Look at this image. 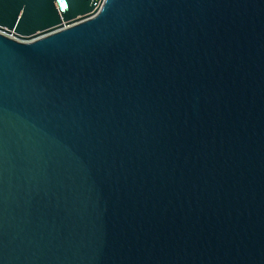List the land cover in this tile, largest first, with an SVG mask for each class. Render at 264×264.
Here are the masks:
<instances>
[{
  "label": "water",
  "instance_id": "95a60500",
  "mask_svg": "<svg viewBox=\"0 0 264 264\" xmlns=\"http://www.w3.org/2000/svg\"><path fill=\"white\" fill-rule=\"evenodd\" d=\"M0 264H264V0H0Z\"/></svg>",
  "mask_w": 264,
  "mask_h": 264
}]
</instances>
